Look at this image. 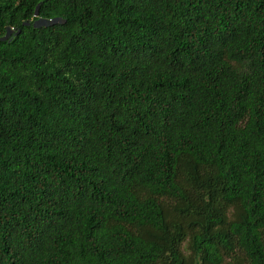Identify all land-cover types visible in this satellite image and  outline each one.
Instances as JSON below:
<instances>
[{"label": "trees", "instance_id": "obj_1", "mask_svg": "<svg viewBox=\"0 0 264 264\" xmlns=\"http://www.w3.org/2000/svg\"><path fill=\"white\" fill-rule=\"evenodd\" d=\"M0 264H264V0H0Z\"/></svg>", "mask_w": 264, "mask_h": 264}, {"label": "water", "instance_id": "obj_2", "mask_svg": "<svg viewBox=\"0 0 264 264\" xmlns=\"http://www.w3.org/2000/svg\"><path fill=\"white\" fill-rule=\"evenodd\" d=\"M58 20H52V21H50V23H55V22H57Z\"/></svg>", "mask_w": 264, "mask_h": 264}]
</instances>
